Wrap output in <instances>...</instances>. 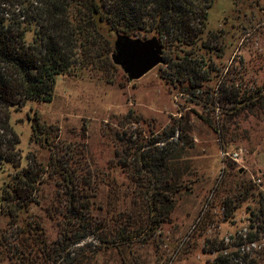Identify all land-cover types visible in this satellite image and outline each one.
I'll return each mask as SVG.
<instances>
[{
	"label": "rangeland",
	"instance_id": "rangeland-1",
	"mask_svg": "<svg viewBox=\"0 0 264 264\" xmlns=\"http://www.w3.org/2000/svg\"><path fill=\"white\" fill-rule=\"evenodd\" d=\"M197 44L161 43L164 62L136 81L95 62L58 76L50 103L0 113L16 159L0 166V187L24 169L37 178L23 212L0 201V264H264V0H214ZM234 91L249 103L232 104ZM141 156L150 173L138 171ZM72 169L75 200L61 175ZM148 183L171 188L157 229L101 243L144 226Z\"/></svg>",
	"mask_w": 264,
	"mask_h": 264
},
{
	"label": "trees",
	"instance_id": "trees-1",
	"mask_svg": "<svg viewBox=\"0 0 264 264\" xmlns=\"http://www.w3.org/2000/svg\"><path fill=\"white\" fill-rule=\"evenodd\" d=\"M213 2L214 0H0V113L9 119L12 111L20 112L27 103H50L58 76L79 77L81 74L77 73V69L94 71V63L98 61L111 67L109 60L113 52L112 38L116 33L141 39L152 34L163 45L178 47L179 52L182 51L181 46L191 49L198 47L197 43L206 27L208 10ZM203 43L202 41V48H206ZM182 58L191 61L190 53L184 54ZM198 64L199 68L208 67L204 57H200ZM243 100L247 104L250 101L249 98L238 97L236 91L233 92L232 104H239ZM32 121L33 131L38 132V118L35 116ZM7 126L5 121L1 123L0 117V130H5ZM1 135L0 166L13 168L16 160L14 148H10ZM144 158L141 156L138 171L150 173L154 169L143 161ZM23 171L17 175L10 188L0 187V201L10 207L9 212L15 213V216L23 212L30 199L25 192L30 188L35 190L34 182L37 181L33 172L28 169ZM61 175L65 191L70 194L71 200H75L73 193L78 180L74 169ZM152 185L153 183H148L143 190L147 204L139 218L144 221L145 228H137L134 234L124 230L116 234L105 233L104 238L100 237L101 243L107 242L106 237L113 236L115 238L110 240L112 243L114 240L128 241L140 235L146 238L150 231L157 229L153 227L159 225L163 211L171 207L164 196V191L171 188L168 184L162 187H151ZM70 207L74 208L73 203ZM27 227L25 225V228H21V233L38 235L37 226ZM85 237L87 235L84 234L76 238V241ZM249 241L253 242L251 239ZM36 242L38 253L45 256L48 253L45 242L38 239ZM65 247L66 245L61 251ZM214 264L230 263L222 255L215 258Z\"/></svg>",
	"mask_w": 264,
	"mask_h": 264
},
{
	"label": "water",
	"instance_id": "water-1",
	"mask_svg": "<svg viewBox=\"0 0 264 264\" xmlns=\"http://www.w3.org/2000/svg\"><path fill=\"white\" fill-rule=\"evenodd\" d=\"M110 61L129 81H136L164 62L162 45L156 36L141 39L116 33Z\"/></svg>",
	"mask_w": 264,
	"mask_h": 264
},
{
	"label": "built area",
	"instance_id": "built-area-1",
	"mask_svg": "<svg viewBox=\"0 0 264 264\" xmlns=\"http://www.w3.org/2000/svg\"><path fill=\"white\" fill-rule=\"evenodd\" d=\"M222 155L225 156L223 152H222ZM237 155H238L237 153H233V154L230 156V158H231V159H236Z\"/></svg>",
	"mask_w": 264,
	"mask_h": 264
}]
</instances>
